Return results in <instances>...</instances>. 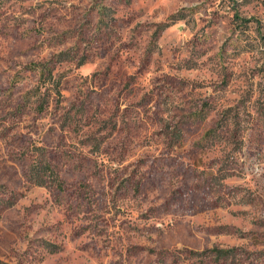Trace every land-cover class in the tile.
Here are the masks:
<instances>
[{"label": "rangeland", "instance_id": "1", "mask_svg": "<svg viewBox=\"0 0 264 264\" xmlns=\"http://www.w3.org/2000/svg\"><path fill=\"white\" fill-rule=\"evenodd\" d=\"M0 185V264H264V0H0Z\"/></svg>", "mask_w": 264, "mask_h": 264}, {"label": "trees", "instance_id": "2", "mask_svg": "<svg viewBox=\"0 0 264 264\" xmlns=\"http://www.w3.org/2000/svg\"><path fill=\"white\" fill-rule=\"evenodd\" d=\"M238 17V15H237ZM35 66L40 68V78L39 81L41 85H45L46 81L49 77H52V89L58 95H62L61 84L63 76L60 75L59 77L54 75V66L49 65L48 63H39L35 64ZM41 94V100L45 99ZM43 101L39 106V109H43ZM39 149H43L39 146ZM26 175L28 179L39 185H46V186H55L57 189H64V180L61 179L60 174L53 164V162L47 159L42 152L37 155L32 162L29 164ZM8 193V188L5 185H0V208L3 205L6 206H13L15 204V198L12 196L4 197ZM0 218H1V210H0Z\"/></svg>", "mask_w": 264, "mask_h": 264}]
</instances>
